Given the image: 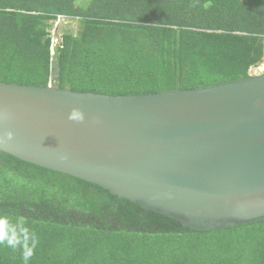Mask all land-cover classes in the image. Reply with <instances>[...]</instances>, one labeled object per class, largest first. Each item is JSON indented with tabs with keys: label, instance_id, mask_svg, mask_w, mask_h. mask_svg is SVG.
Listing matches in <instances>:
<instances>
[{
	"label": "trees",
	"instance_id": "trees-1",
	"mask_svg": "<svg viewBox=\"0 0 264 264\" xmlns=\"http://www.w3.org/2000/svg\"><path fill=\"white\" fill-rule=\"evenodd\" d=\"M60 15L74 27L52 50ZM263 63L264 0H0V82L140 95L247 78ZM0 213L37 233L30 264H264V220L188 229L2 151ZM0 264H23L21 253L0 245Z\"/></svg>",
	"mask_w": 264,
	"mask_h": 264
},
{
	"label": "water",
	"instance_id": "water-1",
	"mask_svg": "<svg viewBox=\"0 0 264 264\" xmlns=\"http://www.w3.org/2000/svg\"><path fill=\"white\" fill-rule=\"evenodd\" d=\"M9 130L0 151L185 228L264 220V73L140 95L0 82V136Z\"/></svg>",
	"mask_w": 264,
	"mask_h": 264
},
{
	"label": "clouds",
	"instance_id": "clouds-1",
	"mask_svg": "<svg viewBox=\"0 0 264 264\" xmlns=\"http://www.w3.org/2000/svg\"><path fill=\"white\" fill-rule=\"evenodd\" d=\"M69 119L82 122L84 115L80 109L74 108L69 115ZM14 138L15 132L9 130L4 136H0V142L12 141ZM38 244L39 237L26 217L0 213V245L13 251H19L23 264H30Z\"/></svg>",
	"mask_w": 264,
	"mask_h": 264
},
{
	"label": "built area",
	"instance_id": "built-area-1",
	"mask_svg": "<svg viewBox=\"0 0 264 264\" xmlns=\"http://www.w3.org/2000/svg\"><path fill=\"white\" fill-rule=\"evenodd\" d=\"M69 22H70L69 18L65 16H61V15L58 16L57 19L54 21V32H53V40H52V47H51L52 50H54L55 47L59 43L58 30L60 29V27L70 24ZM252 72L254 73V75L264 73V63L259 65L257 68H254Z\"/></svg>",
	"mask_w": 264,
	"mask_h": 264
},
{
	"label": "rangeland",
	"instance_id": "rangeland-1",
	"mask_svg": "<svg viewBox=\"0 0 264 264\" xmlns=\"http://www.w3.org/2000/svg\"><path fill=\"white\" fill-rule=\"evenodd\" d=\"M73 24H68V25H65L64 27L62 26L61 28H60V30H58V34L60 35V34H63V32H66V31H71V29H73ZM251 74L252 75H254V73L253 72H251Z\"/></svg>",
	"mask_w": 264,
	"mask_h": 264
}]
</instances>
